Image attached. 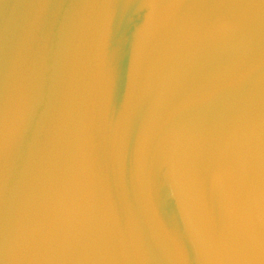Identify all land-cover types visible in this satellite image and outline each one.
Returning <instances> with one entry per match:
<instances>
[{"label":"water","instance_id":"95a60500","mask_svg":"<svg viewBox=\"0 0 264 264\" xmlns=\"http://www.w3.org/2000/svg\"><path fill=\"white\" fill-rule=\"evenodd\" d=\"M152 3L0 0V264H77L96 233L111 264H151L155 253L162 264H204V251L215 259V221L206 229L215 205L200 167L204 251L183 229L160 141L206 84L218 94L202 108L199 145L218 117L223 138L248 111L259 108L262 120L264 0H177V10L160 12ZM191 3L202 15L197 51L169 80L166 39ZM252 33L256 41L241 51ZM258 144L252 160L264 137ZM249 251L260 264V248Z\"/></svg>","mask_w":264,"mask_h":264},{"label":"bare ground","instance_id":"6f19581e","mask_svg":"<svg viewBox=\"0 0 264 264\" xmlns=\"http://www.w3.org/2000/svg\"><path fill=\"white\" fill-rule=\"evenodd\" d=\"M176 1L152 0L150 8L155 12H160V9L175 11L179 7L175 5ZM195 5L191 3L185 11L189 10V14H186L184 20L166 39L167 63L164 66V75L169 80L178 79L181 72L183 76L192 61V55L197 51L193 42L196 33L194 27L202 15L196 11ZM147 14L149 13L145 8L141 21L143 24L148 21ZM256 39L257 34L247 35L239 41V49L248 51ZM214 64L217 63H213V66ZM156 70L157 68L155 73ZM158 75L157 71L156 76ZM240 78L234 86L236 90L241 85L244 86L247 75L246 79L242 75ZM215 87L214 84H206L196 93L189 106L181 111L170 132L160 141L166 185L180 210L185 233L198 238L202 222L205 221L199 212L195 181L197 164L199 165L202 185L210 193L215 205L211 209L215 218L208 220L206 228L211 229L215 221L212 235L215 259L205 257L207 252L198 238L205 253L202 255L204 264H254L249 250L257 247L261 250L258 261L264 264V149H261L260 158L252 160L251 157L252 152L259 149V140L264 137V117L261 120L259 108L246 112L230 126L224 138L223 133L217 131L223 118L218 117L206 145H199L196 135L198 129H203L198 119L203 114L207 100L211 96H217ZM256 114L260 116L257 118ZM253 117L256 118L255 121H252ZM68 242L67 248L72 245V240ZM155 255L150 257L151 264H162L157 253ZM77 264H111L103 237L96 233L88 239Z\"/></svg>","mask_w":264,"mask_h":264},{"label":"snow or ice","instance_id":"6c2138e0","mask_svg":"<svg viewBox=\"0 0 264 264\" xmlns=\"http://www.w3.org/2000/svg\"><path fill=\"white\" fill-rule=\"evenodd\" d=\"M114 65L116 66V70L118 71V62L114 61Z\"/></svg>","mask_w":264,"mask_h":264}]
</instances>
